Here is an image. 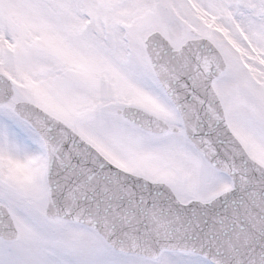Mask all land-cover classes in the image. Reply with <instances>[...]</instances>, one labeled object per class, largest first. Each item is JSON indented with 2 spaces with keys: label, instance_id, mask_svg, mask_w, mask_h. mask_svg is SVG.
<instances>
[{
  "label": "snow or ice",
  "instance_id": "1",
  "mask_svg": "<svg viewBox=\"0 0 264 264\" xmlns=\"http://www.w3.org/2000/svg\"><path fill=\"white\" fill-rule=\"evenodd\" d=\"M0 264H264V0H0Z\"/></svg>",
  "mask_w": 264,
  "mask_h": 264
}]
</instances>
